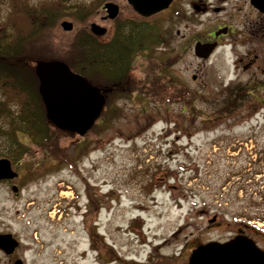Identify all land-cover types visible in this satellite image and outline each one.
Here are the masks:
<instances>
[{
    "label": "rangeland",
    "instance_id": "obj_1",
    "mask_svg": "<svg viewBox=\"0 0 264 264\" xmlns=\"http://www.w3.org/2000/svg\"><path fill=\"white\" fill-rule=\"evenodd\" d=\"M85 1L89 13L80 26L92 30L103 2ZM215 15L189 24L176 19L172 46L155 51L154 66L143 57L129 60L141 65L133 74L138 79L150 78L158 66L173 86L188 85L197 93L192 103L142 99L145 90H132L130 76L128 86L107 95L104 114L84 136L59 135L72 164L53 156L38 164L45 156L38 151L37 162L20 169L17 192L13 182L0 181V233L20 241L12 255L0 250V264H126L95 251L87 221L123 258L156 264H188L198 244L227 240L249 220L264 229V93L247 89V56L238 63L244 49L226 44L206 60L194 55L193 42L190 49L184 42ZM58 31L47 39L60 38ZM241 81L246 88L236 91ZM232 89L233 112L217 115ZM158 165L166 166L158 175L170 169L173 175L146 189Z\"/></svg>",
    "mask_w": 264,
    "mask_h": 264
},
{
    "label": "trees",
    "instance_id": "obj_2",
    "mask_svg": "<svg viewBox=\"0 0 264 264\" xmlns=\"http://www.w3.org/2000/svg\"><path fill=\"white\" fill-rule=\"evenodd\" d=\"M85 2L87 1L0 0V7L2 6L0 8V157L10 158L13 164L23 162V165L16 166L18 170L25 167V164H30L31 160L36 163L38 151L45 155L42 158L43 162L40 161L38 164L44 163L51 156L61 158L62 161L68 158L66 163L72 164L69 155H63L58 138L59 135L77 134L59 129L47 118L46 107L39 91L40 81L36 73V62L40 59L64 61L72 71L106 88V96L116 92L120 85L128 86L130 84L128 79L132 76L135 85L132 84L131 89L139 87L140 90H145L146 94L141 95L142 99L153 98L154 102L169 105L180 100L192 103L197 98V93L189 90L188 85L175 87L169 83L159 74L162 72L158 71V66H155L154 72L151 70L150 78L146 80L138 79L133 74L123 73L120 67L125 55L130 53V49L137 54V49H145L151 43L150 51H154L162 44L170 45L174 30L142 29L121 33L118 36V43L122 50L117 49V46L107 49L90 29L80 26L89 13ZM94 2L100 4L103 0H94ZM64 18L73 21V30L61 29L60 23ZM54 31L55 34L57 31L60 33V38L55 35L47 39ZM41 35L44 37L43 42L37 39ZM152 54L153 52L150 53L149 59L153 60L154 66L156 60ZM172 61L171 57L165 64H170ZM108 72L112 73V80L107 77ZM235 83L241 86L236 91L246 88L242 85V81ZM249 87L247 89L252 93V88ZM236 91L235 89L230 91L229 104L219 109L217 115L233 112L238 100L235 97ZM117 114L119 115L116 111L113 117ZM19 135L25 137L26 141ZM87 231L91 246L105 253L112 261L126 264H156L152 259L140 262L123 258L113 245L105 242L90 221H87ZM168 259L169 257L165 256L163 261L167 262Z\"/></svg>",
    "mask_w": 264,
    "mask_h": 264
},
{
    "label": "flooded vegetation",
    "instance_id": "obj_3",
    "mask_svg": "<svg viewBox=\"0 0 264 264\" xmlns=\"http://www.w3.org/2000/svg\"><path fill=\"white\" fill-rule=\"evenodd\" d=\"M107 3L117 6L118 11L115 16H111L110 11L105 7ZM211 13L216 14L217 18H205V22L203 21L204 23L200 25L203 30L200 35L196 34L191 38H185L184 42L189 43L188 49L192 42L196 44L198 41L215 42L220 49L227 43L232 47H237L240 51L244 49V54H241L243 57L238 63L242 62L244 56H247V70L250 72L249 82L252 93L257 91L264 93V0H172L168 7L151 15H143L138 12L130 0H103L102 6L95 10V16L97 15L96 18H98L97 23L103 26L106 31L100 36L93 35L102 41L107 49L117 46V49L122 50L118 43V36L121 33L142 29L165 31L174 29L176 19L178 23L185 24L187 22L189 24L192 18L202 20V16ZM219 31L223 32L217 35ZM204 34L206 37L203 36ZM150 45L145 49H137V54H134L130 49V53L125 55L122 64H120L123 73L135 74L134 72L137 70L141 71V65L133 64L129 60L148 57L153 52L150 51ZM184 48L185 45L183 51ZM92 83L97 85L93 81ZM100 88L106 94L107 89L102 86ZM171 153L173 151H170L169 155ZM162 167L166 168V166ZM155 178L158 179L157 176ZM238 234L251 237L264 251V231L243 223L239 232L230 238Z\"/></svg>",
    "mask_w": 264,
    "mask_h": 264
},
{
    "label": "water",
    "instance_id": "obj_4",
    "mask_svg": "<svg viewBox=\"0 0 264 264\" xmlns=\"http://www.w3.org/2000/svg\"><path fill=\"white\" fill-rule=\"evenodd\" d=\"M172 0H130L136 10L151 15L169 6ZM111 16L118 11L117 6H106ZM65 30H72L73 23L62 22ZM92 31L104 34L106 29L93 24ZM219 33V32H218ZM216 43H197L196 53L207 57ZM36 73L40 81L39 91L46 107L47 118L59 129L84 135L94 125L104 108L106 99L98 86L86 77L73 72L61 60L38 61ZM18 176L12 168L10 159L0 158V180L14 179ZM17 192L19 187L13 185ZM20 242L12 233H0V248L12 254ZM15 264H23L21 259ZM189 264H264V251L244 235L225 241H211L198 245L192 250Z\"/></svg>",
    "mask_w": 264,
    "mask_h": 264
}]
</instances>
